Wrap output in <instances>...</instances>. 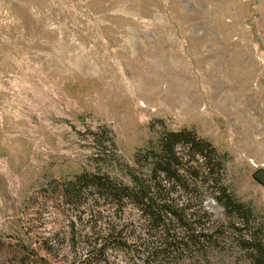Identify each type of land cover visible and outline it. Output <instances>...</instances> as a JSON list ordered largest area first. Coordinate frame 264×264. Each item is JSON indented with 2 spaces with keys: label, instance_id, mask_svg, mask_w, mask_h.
<instances>
[{
  "label": "rangeland",
  "instance_id": "rangeland-1",
  "mask_svg": "<svg viewBox=\"0 0 264 264\" xmlns=\"http://www.w3.org/2000/svg\"><path fill=\"white\" fill-rule=\"evenodd\" d=\"M184 129L226 155L223 184L264 237V185L252 178L264 169V0H0V262L68 236L51 181L100 172L127 183L125 165L149 142ZM123 219L143 234L136 211ZM153 264L253 263L227 240L206 261L195 250Z\"/></svg>",
  "mask_w": 264,
  "mask_h": 264
},
{
  "label": "trees",
  "instance_id": "trees-1",
  "mask_svg": "<svg viewBox=\"0 0 264 264\" xmlns=\"http://www.w3.org/2000/svg\"><path fill=\"white\" fill-rule=\"evenodd\" d=\"M225 156L192 131L162 130L135 156V167L125 165L127 183L100 172L53 180L45 193L56 196L63 213H71L68 236L55 246L46 240L41 254L18 252L17 261L14 256L0 264H51L59 255H64V264H119L109 258L115 248L131 253L132 260L140 258L142 264L195 250L206 261L207 250L227 240L245 250L253 264H264V237L251 205L223 184ZM204 194L224 208L225 220H215L204 210ZM128 207L136 211L143 234L135 229L126 234L123 217ZM66 239L65 248L61 244ZM136 244L144 257L138 256Z\"/></svg>",
  "mask_w": 264,
  "mask_h": 264
},
{
  "label": "water",
  "instance_id": "water-1",
  "mask_svg": "<svg viewBox=\"0 0 264 264\" xmlns=\"http://www.w3.org/2000/svg\"><path fill=\"white\" fill-rule=\"evenodd\" d=\"M252 178L257 181L260 185H264V169L259 168L252 174Z\"/></svg>",
  "mask_w": 264,
  "mask_h": 264
}]
</instances>
